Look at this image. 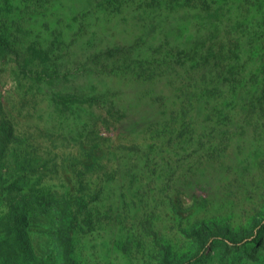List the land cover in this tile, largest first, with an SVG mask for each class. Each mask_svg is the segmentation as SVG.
I'll return each mask as SVG.
<instances>
[{
	"label": "trees",
	"instance_id": "trees-1",
	"mask_svg": "<svg viewBox=\"0 0 264 264\" xmlns=\"http://www.w3.org/2000/svg\"><path fill=\"white\" fill-rule=\"evenodd\" d=\"M1 2L0 192L11 177L22 180L27 165L35 186L63 176L61 150L82 144L78 165L97 167L94 178L66 189L48 183L29 195L64 221L56 240L73 264L79 221L72 204L86 208L91 223L99 208L77 201L93 192L91 201L107 204L105 216L138 206L150 214L147 227L155 199L177 188L207 189L202 199L210 209L192 226L195 257L219 243L243 251L263 246L264 208L247 228L234 226L233 211L215 209L242 182L260 184L264 0ZM9 78L15 85L4 92ZM101 119L112 121L116 137L95 128ZM6 159L17 168L10 177L2 172ZM25 210L23 219L35 215Z\"/></svg>",
	"mask_w": 264,
	"mask_h": 264
},
{
	"label": "rangeland",
	"instance_id": "rangeland-1",
	"mask_svg": "<svg viewBox=\"0 0 264 264\" xmlns=\"http://www.w3.org/2000/svg\"><path fill=\"white\" fill-rule=\"evenodd\" d=\"M2 11L3 4L0 0V13ZM14 85L13 79L9 78L3 91L12 89ZM95 128L97 130L100 128L101 134L105 137L117 136L110 119H101ZM127 141L129 140H125ZM81 145L72 144L63 147L61 151L67 155L66 168L59 171L64 175L53 174L48 177L51 182H41L37 186L33 183L34 177L30 174L31 168L28 165L22 172L23 179L12 183L16 178L13 174L17 168L13 162L10 164L11 159H6L2 172L4 176L7 174L6 177H13L1 186L0 192V264H73L68 259L64 247L56 240L57 225L60 224L62 227L64 221L62 222L50 210L47 212L38 205L35 207L34 198L29 195L33 192V187L41 191L47 190L48 183L66 189L67 186H75L81 179L86 183L87 180L94 178L93 176L98 173L97 167L87 169L86 165H78L79 158L83 156ZM262 158L264 152L259 155L257 162ZM260 168L259 185L254 181L249 183L244 181L238 186L235 194L228 197L230 199L225 206L220 208L221 205H216L215 210L219 214L229 216L233 211V224L236 228H247L258 211L264 208V163ZM256 172H258L256 168L252 170V173ZM65 176L68 181L63 179ZM84 185L83 188L87 186ZM215 190L216 185L210 188V191ZM207 192V189L202 188L188 192L177 188L174 192L170 191L171 198L155 199L152 208L154 209L153 205L156 202H159V205L155 206L156 211L149 220L150 226L147 227L145 222L150 214L144 215L138 206H135L130 213L114 214L112 212L115 211H110L111 214L105 216L107 204L99 198L91 201L94 192L90 193L88 197L77 202L86 203L91 207L90 210L95 212L99 208V215H95L91 223L87 219L86 208L79 211L77 205L72 204L77 211L79 221V223L75 222L77 246L73 255L76 257V263L182 264L195 258L193 264H264V243L262 247H254L248 251L227 249L219 243L210 247L211 249L209 248V251L203 255L195 257L200 251V246L198 240L191 234L192 226L196 225L199 219L207 216L205 209L207 207L210 209V205L202 199L203 196H207ZM136 197L134 200L137 199ZM25 207L35 210V215L23 219L27 214ZM122 246L127 248L125 253H122ZM168 247L170 254L166 257L164 252Z\"/></svg>",
	"mask_w": 264,
	"mask_h": 264
}]
</instances>
